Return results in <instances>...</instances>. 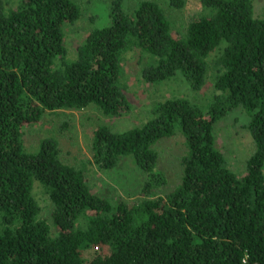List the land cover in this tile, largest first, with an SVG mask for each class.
<instances>
[{
  "label": "trees",
  "instance_id": "trees-1",
  "mask_svg": "<svg viewBox=\"0 0 264 264\" xmlns=\"http://www.w3.org/2000/svg\"><path fill=\"white\" fill-rule=\"evenodd\" d=\"M127 1L111 0L108 23L71 57L65 29L81 3L0 0V264H264V17L252 0H199L197 17L174 28L156 0ZM167 1L182 10L187 0ZM135 53V81L208 88L205 101H155L146 121L121 131L102 121L78 165L52 135L27 146L26 130L42 129L46 114L128 112ZM235 110L246 152L217 142V123ZM177 136L181 177L164 192L157 145ZM123 159L145 177L138 197L95 192L89 168L112 172Z\"/></svg>",
  "mask_w": 264,
  "mask_h": 264
},
{
  "label": "rangeland",
  "instance_id": "rangeland-1",
  "mask_svg": "<svg viewBox=\"0 0 264 264\" xmlns=\"http://www.w3.org/2000/svg\"><path fill=\"white\" fill-rule=\"evenodd\" d=\"M139 0H128L126 6L133 7ZM170 16L174 28H179L187 21L197 17L201 7L199 0H187L182 10L171 9L167 0H156ZM82 5V13L74 27H67L66 46L71 57L75 48L91 28L101 27L108 23V9L111 0H77ZM255 16L264 17V0H252ZM130 57L125 64V70L129 74V100L130 110L116 118H100V114L93 108L81 111L62 110L59 115L46 114L43 118V126L40 124L26 130L27 146H35L40 138L46 135L54 136L59 143L60 157L67 163L78 165L82 159L90 157L89 145L93 129L101 123L108 124L113 130H124L146 121L151 106L155 101L171 97H187L192 102H204L209 94V89L204 88L198 93L191 91L179 81H171L163 85L143 84L135 81L138 67H135L137 54H127ZM207 86V85H206ZM208 87V86H207ZM244 115L235 110L223 117L216 125V136L219 145L229 147V151L236 153L250 150V138L241 128L244 124ZM65 124V125H64ZM232 142L233 145L229 146ZM182 140L173 137L161 141L157 148L160 152L159 169L165 172L168 187L167 192L175 186L181 177V166L177 157L182 151ZM239 149L241 151H239ZM228 152V151H227ZM229 155V152L226 153ZM243 155L239 154L242 162ZM91 188L107 197L134 200L139 195V188L145 180L144 175L129 160L123 159L112 172H100L90 167L87 173ZM163 194V192H161ZM42 197V196H41Z\"/></svg>",
  "mask_w": 264,
  "mask_h": 264
}]
</instances>
